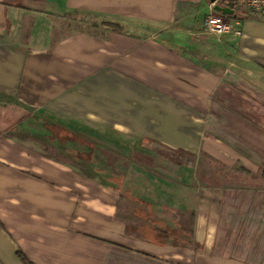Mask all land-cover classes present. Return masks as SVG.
Here are the masks:
<instances>
[{
    "label": "crops",
    "instance_id": "0c3cea01",
    "mask_svg": "<svg viewBox=\"0 0 264 264\" xmlns=\"http://www.w3.org/2000/svg\"><path fill=\"white\" fill-rule=\"evenodd\" d=\"M210 2L0 0V264H264V11H233L240 35L217 36ZM99 128L255 180L198 187L179 250L116 216L117 172L73 167Z\"/></svg>",
    "mask_w": 264,
    "mask_h": 264
},
{
    "label": "rangeland",
    "instance_id": "374dc122",
    "mask_svg": "<svg viewBox=\"0 0 264 264\" xmlns=\"http://www.w3.org/2000/svg\"><path fill=\"white\" fill-rule=\"evenodd\" d=\"M68 25L85 29L91 17L83 13H70L65 17ZM14 23L7 28V36L16 38ZM33 114V110L24 111ZM34 115V114H33ZM90 129V128H89ZM91 130V129H90ZM81 132L78 141L81 175L108 183L107 178L117 172L119 192L112 193L116 216L126 224L128 231H138L146 238L174 245L176 249L187 248L192 237L190 214L200 186L248 185L255 177L241 171L229 170L201 154L194 155L182 150H171L147 141H136L120 135L112 129H94ZM70 146L63 142L61 146ZM143 149V150H141ZM58 150V149H57ZM135 151L148 154L147 163L137 162ZM84 154L92 155L87 159ZM63 157L67 163L70 159ZM74 163V160H73ZM85 172V173H84Z\"/></svg>",
    "mask_w": 264,
    "mask_h": 264
},
{
    "label": "built area",
    "instance_id": "2783aa9c",
    "mask_svg": "<svg viewBox=\"0 0 264 264\" xmlns=\"http://www.w3.org/2000/svg\"><path fill=\"white\" fill-rule=\"evenodd\" d=\"M216 5L229 7L233 11L253 9L264 11V0H213L209 3L208 13L204 18V28L207 33L221 36L233 32L240 35V30L233 25L232 15L224 14L216 9Z\"/></svg>",
    "mask_w": 264,
    "mask_h": 264
},
{
    "label": "trees",
    "instance_id": "16d2710c",
    "mask_svg": "<svg viewBox=\"0 0 264 264\" xmlns=\"http://www.w3.org/2000/svg\"><path fill=\"white\" fill-rule=\"evenodd\" d=\"M234 12H235V11H234ZM80 141L86 143V140L80 139ZM134 156H135V158H136V160H137L138 162H144V163H146V164H149V162L147 163V161L145 162L144 160L151 159L149 155H146V154H143V153H135ZM259 173H260V175H261L262 177H264V171H260ZM18 254H19L20 258H21L26 264H35V263H33L32 261L28 260L23 254H21V253H18Z\"/></svg>",
    "mask_w": 264,
    "mask_h": 264
},
{
    "label": "water",
    "instance_id": "95a60500",
    "mask_svg": "<svg viewBox=\"0 0 264 264\" xmlns=\"http://www.w3.org/2000/svg\"><path fill=\"white\" fill-rule=\"evenodd\" d=\"M211 1H213V0H211ZM216 9L219 10V11H221L224 14H231V13H233V10L231 8H229V7H223V6L216 5Z\"/></svg>",
    "mask_w": 264,
    "mask_h": 264
}]
</instances>
